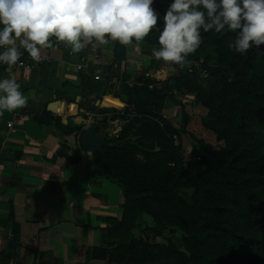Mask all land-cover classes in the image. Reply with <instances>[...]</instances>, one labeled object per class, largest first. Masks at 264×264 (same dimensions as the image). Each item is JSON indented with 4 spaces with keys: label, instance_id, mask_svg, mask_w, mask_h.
Segmentation results:
<instances>
[{
    "label": "crops",
    "instance_id": "obj_1",
    "mask_svg": "<svg viewBox=\"0 0 264 264\" xmlns=\"http://www.w3.org/2000/svg\"><path fill=\"white\" fill-rule=\"evenodd\" d=\"M158 32L127 45L93 37L75 54L53 36L41 48L51 63L16 62L10 72L0 66V78L14 75L27 100L0 113V264H109L104 251L114 241V219L124 218L125 193L110 179L92 182L93 154L82 146V133L67 136L60 127L71 120L85 130L103 116L98 132L116 136L124 126L121 109L132 106L125 87L150 79L151 87L163 86L152 77L167 65L152 54L160 47L151 40ZM182 68L174 65L170 72H177L165 80H175ZM143 220L152 223L147 213L137 216V225Z\"/></svg>",
    "mask_w": 264,
    "mask_h": 264
},
{
    "label": "trees",
    "instance_id": "obj_2",
    "mask_svg": "<svg viewBox=\"0 0 264 264\" xmlns=\"http://www.w3.org/2000/svg\"><path fill=\"white\" fill-rule=\"evenodd\" d=\"M172 2L154 0V3L165 8ZM229 35L223 33L220 37L222 41H228ZM196 51L188 55L186 62L198 59ZM251 61L248 58L232 63V71L238 78L235 81L223 78L222 81L224 87L232 92L234 107L225 110L221 121H228V124H223L226 125L224 129L226 132L232 129L234 135L227 136L229 143L221 151L203 146L202 151L207 154V160L213 162L207 173L215 178L206 176L207 173L194 176L182 170L181 174H187L188 177L183 179L178 176L172 186L168 185L158 165L141 160L143 154L147 158L150 155L142 147L141 137L134 139L135 132L131 134L134 137L129 136V126H124L116 136L105 140L102 150L93 154L92 182L96 184L101 179H110L122 187L126 196L124 218L122 221L114 219L115 227L109 232L114 240L121 239V246L133 244L134 239H129L133 228L139 227L136 218L140 213H147L155 222L150 230L157 235H161L163 230L176 232L173 227L187 229L182 234L187 252L180 251L169 241L179 264H264V173L258 172L253 161L245 159V148L241 147L243 142L237 135L240 133L241 138L247 137L257 142H262L264 138V86L253 73L254 64ZM165 87L168 90L171 88L169 82ZM174 87L177 91L185 88L188 92L197 93L198 100L202 94L214 89L208 76L199 75L185 65L179 76L175 77ZM125 88L131 95L130 104L138 110L143 106L156 108V111L163 109L165 88L151 87L149 83ZM218 93H214V99ZM143 111L135 113L132 118L147 116V110ZM130 113L126 110L121 117L128 119ZM163 118L158 114L156 119H152L158 121ZM60 128L67 136L78 135L82 131L71 120ZM147 128L145 126L143 130ZM167 129L180 133L171 124L167 125ZM204 182L212 186L206 187ZM194 185L196 190L190 200H195V203L192 204L182 198L181 191ZM208 199L211 204L206 203ZM244 223L260 234L245 233ZM16 232L15 223L14 236ZM14 242L15 238L11 250L14 249ZM104 254H107V250ZM113 258L109 256V263L116 262Z\"/></svg>",
    "mask_w": 264,
    "mask_h": 264
},
{
    "label": "clouds",
    "instance_id": "obj_3",
    "mask_svg": "<svg viewBox=\"0 0 264 264\" xmlns=\"http://www.w3.org/2000/svg\"><path fill=\"white\" fill-rule=\"evenodd\" d=\"M154 0H0V66L10 69L20 59V46L39 62L41 48L50 47V37L78 53L94 37L127 45L142 41L159 29L157 60L183 64L201 44L204 32L240 31L229 47L246 54L264 44V0H173L159 28ZM202 5L207 10H198ZM219 9V11H218ZM243 22V23H242ZM7 46V47H5ZM26 98L14 75L0 78V113L25 106Z\"/></svg>",
    "mask_w": 264,
    "mask_h": 264
},
{
    "label": "rangeland",
    "instance_id": "obj_4",
    "mask_svg": "<svg viewBox=\"0 0 264 264\" xmlns=\"http://www.w3.org/2000/svg\"><path fill=\"white\" fill-rule=\"evenodd\" d=\"M169 7L170 6L167 5L165 8L159 3H154V9L158 13L157 26L159 28L163 27V17ZM198 10L205 12L207 21V10L204 9L202 5L198 6ZM156 30L159 31V29ZM239 31V29L229 30L227 26L220 33L214 30L204 32L201 28V44L196 51L198 59L181 64L198 72L199 75L208 76L212 81L214 89H211V91L206 94H202L199 98L200 100H198L197 93L188 92L185 88L183 91H177L174 87L175 80H172V82L169 80L171 83V88L169 90L165 87L168 85V80L165 79H167L170 74L177 72L176 69L170 72V69L176 64L165 62L167 64H164L165 70L155 69L157 72L152 76L162 80L158 84L161 86L163 83L162 89L165 88L163 93L165 94L164 97H167V99L163 109L161 111H156V108H147L143 106L144 108L139 107L138 110L133 107V105L121 109L123 114L126 110H129L132 115H136L135 113L138 112L142 113L141 111H143V109L147 110V114H145L147 116H143L141 119L128 116V119L122 117V122L124 126L131 127L128 131L130 134H128L129 136L134 137L131 134L135 132L136 136L134 139L141 137V145L147 150L148 155H150V157L147 158L143 154L140 157L141 160L156 166L158 165V169L163 172V177H166L167 183H169L168 185L170 186H172L176 177L182 176L183 179L188 177L187 174H181L182 170L194 176L206 174L210 167L213 166V162L207 160V154H204L202 151L204 148L203 146H210L212 150L221 151L229 143L227 136L231 137L234 135L232 129H229V132H226L224 129L226 125L223 124H228V121H221V117L225 113V110L234 107L232 104L233 101H231L233 97L232 92L222 84L223 78H227L229 81H235L238 78L236 73L232 71L231 64L237 60L242 61L249 58L252 60L250 63L254 64L253 73L256 74L258 81L264 86V44L259 47L253 46L246 54L236 53L229 45L234 43ZM223 33L230 34L228 41H222L220 36ZM158 36L159 32L158 35L155 36V39H157L155 40L156 45H159ZM148 47L152 49L151 44H148ZM187 58L188 57H186V59ZM142 74V71H138L135 75L136 80ZM148 83L151 84L152 80L150 79ZM216 91L219 93L217 98L214 99L213 95ZM224 94H226V96L223 98L222 96ZM121 105L122 104L118 106ZM155 111L164 118L161 120L157 119L158 121L153 120L152 118L155 117L156 119L158 116ZM168 124H171V126L173 125L180 133H174L168 130ZM145 126L148 127L147 130H143ZM85 130L83 129L81 133ZM121 131H119V133ZM237 135L239 136L238 139H241L243 142L241 143V147L245 148V159L253 161L258 172L261 174L264 173V138L262 142H257L253 141L255 139H249L247 137L241 138L240 133H237ZM113 137L114 136L105 134L106 140ZM206 176L215 178V176L209 173H207ZM204 185L206 187L212 186L206 182H204ZM195 190V185L185 187L181 191L182 198L192 204L193 202L195 203V200H190ZM206 203L211 204V200L208 199ZM150 218L152 220L151 224L149 221L143 220V222L138 225V228H133L131 232L132 236L129 239V241L134 239L131 246H121L120 238L107 242V247L105 249V252L107 250L106 255L110 256V258L114 256L113 259L116 260V262L109 264H179L178 258L171 245L174 244L180 251L187 252L182 238L183 232H186L187 229L183 230L181 226H178V228L173 227L176 232L163 230L161 231V235H157L150 230V228L155 226L154 219L151 215ZM244 226L245 233L254 235L260 234L257 230L249 228L248 224L244 223ZM169 241H171L172 244Z\"/></svg>",
    "mask_w": 264,
    "mask_h": 264
},
{
    "label": "water",
    "instance_id": "obj_5",
    "mask_svg": "<svg viewBox=\"0 0 264 264\" xmlns=\"http://www.w3.org/2000/svg\"><path fill=\"white\" fill-rule=\"evenodd\" d=\"M103 116H98L95 123L87 128L81 135V144L84 149L94 154L102 150L105 143V135L98 132V123L104 121Z\"/></svg>",
    "mask_w": 264,
    "mask_h": 264
},
{
    "label": "built area",
    "instance_id": "obj_6",
    "mask_svg": "<svg viewBox=\"0 0 264 264\" xmlns=\"http://www.w3.org/2000/svg\"><path fill=\"white\" fill-rule=\"evenodd\" d=\"M7 47V46H5ZM16 47L18 48V50L20 51V59L17 61V64L20 67H31V66H36L38 64H43V63H51L52 62V56L49 53H44L41 52V58L40 61L37 62L35 60H33L30 55L27 53V51H25V49L23 47L20 46L19 43H16ZM0 51H3V49H0Z\"/></svg>",
    "mask_w": 264,
    "mask_h": 264
}]
</instances>
